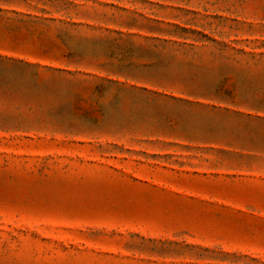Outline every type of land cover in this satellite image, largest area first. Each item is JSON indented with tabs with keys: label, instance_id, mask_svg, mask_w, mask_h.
<instances>
[{
	"label": "rangeland",
	"instance_id": "374dc122",
	"mask_svg": "<svg viewBox=\"0 0 264 264\" xmlns=\"http://www.w3.org/2000/svg\"><path fill=\"white\" fill-rule=\"evenodd\" d=\"M0 264H264V0H0Z\"/></svg>",
	"mask_w": 264,
	"mask_h": 264
},
{
	"label": "trees",
	"instance_id": "16d2710c",
	"mask_svg": "<svg viewBox=\"0 0 264 264\" xmlns=\"http://www.w3.org/2000/svg\"><path fill=\"white\" fill-rule=\"evenodd\" d=\"M183 31H188L187 29H183ZM212 42H216L214 39H211ZM227 79L221 80L218 84L214 85L210 91V95L215 96L217 98H220L222 100L229 98L231 101L234 100L235 94H233L232 91H228V89L225 87ZM206 93V91H201V95L209 94Z\"/></svg>",
	"mask_w": 264,
	"mask_h": 264
}]
</instances>
